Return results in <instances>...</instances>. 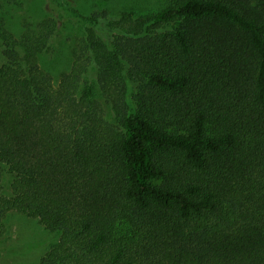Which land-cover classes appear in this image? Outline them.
Returning a JSON list of instances; mask_svg holds the SVG:
<instances>
[{
	"label": "trees",
	"instance_id": "obj_1",
	"mask_svg": "<svg viewBox=\"0 0 264 264\" xmlns=\"http://www.w3.org/2000/svg\"><path fill=\"white\" fill-rule=\"evenodd\" d=\"M165 1L94 15L57 84L55 19L0 18V228L59 233L41 264H264V0Z\"/></svg>",
	"mask_w": 264,
	"mask_h": 264
},
{
	"label": "rangeland",
	"instance_id": "obj_2",
	"mask_svg": "<svg viewBox=\"0 0 264 264\" xmlns=\"http://www.w3.org/2000/svg\"><path fill=\"white\" fill-rule=\"evenodd\" d=\"M165 3V0H0V18L16 37L46 17L55 19L58 28L52 49L41 54L40 63L57 84L62 73L71 68L75 47L87 28H97L92 20L94 15L108 11L109 17L100 19L101 25L107 26L110 19L124 11L144 15L158 11ZM104 106L107 116L113 117L110 106L107 103ZM0 171L1 192L9 194L13 176L1 162ZM59 239V233L47 230L35 218L8 214L4 227L0 228V264H41L42 257Z\"/></svg>",
	"mask_w": 264,
	"mask_h": 264
}]
</instances>
